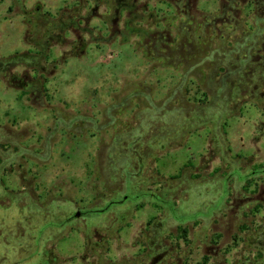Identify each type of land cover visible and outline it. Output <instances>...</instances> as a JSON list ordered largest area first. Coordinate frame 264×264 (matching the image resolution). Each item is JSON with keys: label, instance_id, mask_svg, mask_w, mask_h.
Masks as SVG:
<instances>
[{"label": "rangeland", "instance_id": "rangeland-1", "mask_svg": "<svg viewBox=\"0 0 264 264\" xmlns=\"http://www.w3.org/2000/svg\"><path fill=\"white\" fill-rule=\"evenodd\" d=\"M263 167L264 0H0V264H264Z\"/></svg>", "mask_w": 264, "mask_h": 264}, {"label": "trees", "instance_id": "trees-1", "mask_svg": "<svg viewBox=\"0 0 264 264\" xmlns=\"http://www.w3.org/2000/svg\"><path fill=\"white\" fill-rule=\"evenodd\" d=\"M259 174H264V167L261 169H257L255 171H253V173H251L249 176H243L240 179L243 181L249 182L252 177H254L255 175H259ZM129 198H131V197H129ZM209 210H210V212H212L213 210H215V207H212Z\"/></svg>", "mask_w": 264, "mask_h": 264}, {"label": "flooded vegetation", "instance_id": "flooded-vegetation-1", "mask_svg": "<svg viewBox=\"0 0 264 264\" xmlns=\"http://www.w3.org/2000/svg\"><path fill=\"white\" fill-rule=\"evenodd\" d=\"M131 199H132V198H129L128 196H124V197L122 198V200H120V201H121V203L124 204L125 202H127L128 200H131ZM114 202H115V201L111 202L110 205L113 204ZM80 215H82V212L78 211V212H76V213L73 215V218H79Z\"/></svg>", "mask_w": 264, "mask_h": 264}]
</instances>
